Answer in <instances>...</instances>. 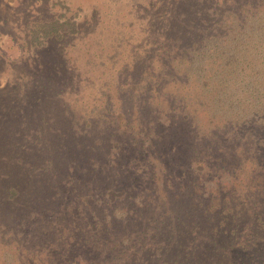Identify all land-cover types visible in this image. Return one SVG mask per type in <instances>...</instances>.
<instances>
[{
  "label": "trees",
  "instance_id": "16d2710c",
  "mask_svg": "<svg viewBox=\"0 0 264 264\" xmlns=\"http://www.w3.org/2000/svg\"><path fill=\"white\" fill-rule=\"evenodd\" d=\"M157 6L136 37L139 61L113 91L116 107L100 103L96 115L73 119L72 144L61 146L66 125H55L46 166L19 174L28 176L24 196H39L42 214L56 215L54 243L62 258L71 254L59 264H192L193 252L212 264L214 244L217 264H232L226 249H250L264 229V0ZM66 30L76 21H44L31 27V41ZM45 172L55 196L40 180L26 185ZM44 255L18 263L57 264ZM3 257L11 262L9 249ZM248 258L238 264H264L258 253Z\"/></svg>",
  "mask_w": 264,
  "mask_h": 264
},
{
  "label": "rangeland",
  "instance_id": "374dc122",
  "mask_svg": "<svg viewBox=\"0 0 264 264\" xmlns=\"http://www.w3.org/2000/svg\"><path fill=\"white\" fill-rule=\"evenodd\" d=\"M157 1L162 12L168 10V0H0V102L8 103L0 105V264H19L28 255L45 257V252L54 255L57 264L60 258L61 262L70 258V253L62 258L63 249L54 243L56 215L42 214L47 208L39 196H24L28 176L19 174L23 168L46 166L44 151L57 143L52 132L56 127L66 125L63 146L73 140V119L96 115L94 106L100 103L116 107L113 91L129 67L139 61L142 48L138 38L148 30L151 4ZM55 18L76 21V30L33 43L31 27ZM101 91L102 97L96 98ZM23 121L26 130L22 129ZM31 127L37 129L35 139L28 138ZM46 176L45 172L31 183L27 181L28 189H36L33 185L40 180L38 185L55 196L56 186L51 181L47 188ZM46 220L52 229L47 234L48 245L43 232ZM253 235L250 249L237 245L226 249L232 264L247 263L248 254L264 257V244L258 242L264 229ZM212 246L215 248L207 259L217 264L220 248ZM8 249L12 253L10 263L3 257ZM188 257L192 264H207L194 252Z\"/></svg>",
  "mask_w": 264,
  "mask_h": 264
}]
</instances>
